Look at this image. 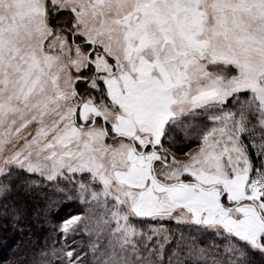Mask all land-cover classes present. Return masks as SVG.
I'll list each match as a JSON object with an SVG mask.
<instances>
[{"label":"snow or ice","instance_id":"snow-or-ice-1","mask_svg":"<svg viewBox=\"0 0 264 264\" xmlns=\"http://www.w3.org/2000/svg\"><path fill=\"white\" fill-rule=\"evenodd\" d=\"M0 216V264H264V0H0Z\"/></svg>","mask_w":264,"mask_h":264},{"label":"trees","instance_id":"trees-1","mask_svg":"<svg viewBox=\"0 0 264 264\" xmlns=\"http://www.w3.org/2000/svg\"><path fill=\"white\" fill-rule=\"evenodd\" d=\"M75 206L65 207L63 211L60 212V216L67 215V213L75 211ZM56 215V210H53V216ZM40 227V226H37ZM47 231L40 232L39 243L43 245L45 238L48 239L49 247L52 246V242L56 239L54 235L50 232V225H42ZM25 236H22L20 230L11 222L10 219L0 216V260L8 258L11 256H23L25 252L24 245L21 244L19 250L14 251L17 248L18 243L23 241ZM59 246V245H57Z\"/></svg>","mask_w":264,"mask_h":264},{"label":"rangeland","instance_id":"rangeland-1","mask_svg":"<svg viewBox=\"0 0 264 264\" xmlns=\"http://www.w3.org/2000/svg\"><path fill=\"white\" fill-rule=\"evenodd\" d=\"M195 145L193 144V147H194ZM178 158H180V159H182L183 157H178Z\"/></svg>","mask_w":264,"mask_h":264}]
</instances>
